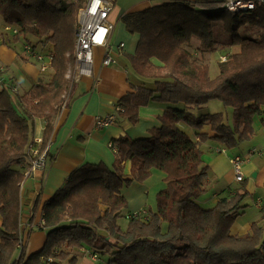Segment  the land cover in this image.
I'll return each instance as SVG.
<instances>
[{
    "label": "trees",
    "instance_id": "1",
    "mask_svg": "<svg viewBox=\"0 0 264 264\" xmlns=\"http://www.w3.org/2000/svg\"><path fill=\"white\" fill-rule=\"evenodd\" d=\"M87 2L0 0L4 27L16 30H0L5 44L23 42L52 60L51 78L34 82L26 93L0 81V264H76L79 250L100 264H264V204L262 219L247 234L231 233L251 196L247 179L213 207L199 203L209 177L202 145L214 141L235 150L256 135V119L264 126V8L233 14L218 0H166L122 17L126 30L139 35L136 53L129 56L132 66L155 84L136 86L117 108L133 125L140 122L141 108H165L147 135L114 140V168L86 163L69 175L44 206L43 249L16 258L31 125L42 118L48 139L66 94V107L72 101L79 13ZM193 38L200 39L203 55L218 47L237 49L219 62L216 78L188 49ZM212 100L231 108L232 122L223 112L200 114ZM127 161L129 177L123 174ZM154 169L166 174L157 210H148L146 219L131 218L123 231L118 220L128 203L122 190L145 182Z\"/></svg>",
    "mask_w": 264,
    "mask_h": 264
},
{
    "label": "crops",
    "instance_id": "2",
    "mask_svg": "<svg viewBox=\"0 0 264 264\" xmlns=\"http://www.w3.org/2000/svg\"><path fill=\"white\" fill-rule=\"evenodd\" d=\"M113 1L114 11L110 15V22L114 29L110 42L116 63L104 66L105 50L102 48L95 50L94 76L72 81V101L69 107L61 109L54 120L51 135L48 139L45 138L49 146L47 167L31 173L22 184L20 227L26 243L23 255L22 252L19 255L25 259L43 249L47 239V231L41 228L44 206L66 185L69 175L86 163H105L114 168L117 164L116 150L112 148L114 140L126 136L147 135L148 129L155 123L156 116L165 108L161 104H150L146 109H141L138 124L150 123V126L142 131L134 129L138 124L133 125L118 111L117 104L122 97L132 92L133 88L141 85L154 87L155 84V80L143 78L134 70L129 56L136 53L139 35L130 34L122 22L125 14L147 9L153 3L151 0H140L130 5L125 0ZM118 21L121 25L116 28ZM121 43L125 45L123 50L118 48ZM18 46L19 44H9L0 47V80L5 79L6 82L21 88V83H28L27 79L30 82H37L45 74L40 73L36 63L25 60L23 50L19 52ZM49 78L51 77L48 76ZM112 115L117 117L116 124L102 129L97 126L98 118L104 119ZM255 125L256 135L227 154L219 153L218 150L225 147L214 141H207L202 145L203 150L206 149L203 158L209 166V177L208 193L199 203L206 208L213 207L220 197L233 194L232 189L239 185L233 176L231 157L235 154L249 153L252 149L257 150L244 165V172L245 179L248 180L247 190L251 196H258L255 208L259 214L245 223H236V220L231 233L238 236L247 234L252 222L260 220L263 215L261 207L264 204V196L260 195L264 193V126L259 119H256ZM32 126L30 142L34 138L45 137V123L42 118L34 119ZM181 128L189 136H193L194 132L190 127L181 125ZM123 171L125 177H129L130 161L124 164ZM165 178L164 172L154 169L145 182L134 181L130 186L124 187L122 193L128 202V213L140 212L148 206L156 211L157 195L166 187ZM118 223L123 231L127 230L128 225L123 226L120 221ZM74 254L77 257L76 264H100L95 256L84 250L76 251ZM63 264H69V261Z\"/></svg>",
    "mask_w": 264,
    "mask_h": 264
},
{
    "label": "built area",
    "instance_id": "3",
    "mask_svg": "<svg viewBox=\"0 0 264 264\" xmlns=\"http://www.w3.org/2000/svg\"><path fill=\"white\" fill-rule=\"evenodd\" d=\"M222 3L225 10L233 14H243L250 11H255L261 7L264 8V0H218ZM114 11L113 0H88L85 7L79 13V28L76 35L75 44V71L73 80L82 79L83 77H93L94 55L95 50L102 48L105 50L103 58L104 66H111L116 63L112 54V45L110 42L111 34L114 25L110 22V15ZM4 32L16 34V30L12 27L5 26ZM5 40L0 38V47L5 46ZM118 48L123 50V43L118 45ZM24 50L26 55L38 64L40 72L47 74L52 69V60L50 57L37 52L30 45H25ZM221 61H226L222 57ZM67 78H71L70 74ZM4 79L0 80L3 81ZM17 92V87L13 88ZM62 108H65L69 99V94L64 98ZM118 111L122 110L118 108ZM117 123L116 115L106 118H98L97 126L102 129L112 126ZM112 148L114 145L112 144ZM115 149V148H114ZM219 153H226L225 149L218 150ZM257 153L256 149L249 151L246 155L237 154L231 157V167L235 180L240 183L245 180L244 165L250 161L251 157ZM29 166L26 171V178L34 171L45 169L49 159L48 141L43 137L34 138L28 146ZM148 216L147 210H142L127 216L131 218H144ZM45 225L44 215L41 221V228ZM24 232L20 227L17 249L22 252L26 243ZM23 255V252H22ZM44 262H46L44 260ZM52 262V259L47 261Z\"/></svg>",
    "mask_w": 264,
    "mask_h": 264
},
{
    "label": "rangeland",
    "instance_id": "4",
    "mask_svg": "<svg viewBox=\"0 0 264 264\" xmlns=\"http://www.w3.org/2000/svg\"><path fill=\"white\" fill-rule=\"evenodd\" d=\"M125 1H127V3L128 4H133V3H135L136 1H140V0H125ZM151 2L153 3V4H160V3H162V2H164V0H151ZM119 25H121V23H120V21H118V24H117V26H116V28H118L119 27ZM215 28L216 29H218L219 30V28L217 27V26H215ZM0 30L1 31H4V22H3V18L0 16ZM22 43V44H21ZM20 44H19V46H18V51L19 52H22V50H23V54H24V56H27L26 55V52H25V50H24V44H23V42H21ZM200 46H201V41H200V39H198V38H193V40H192V45H191V47H189L188 48V46H187V48L190 50V52L192 53V55L194 56V58H198L199 60H203L204 62H206L208 65H209V67H210V74H211V76H212V78H216L218 75H219V67H218V65H219V62H221V60H222V57H224V56H227L229 53H231V52H234V51H236L237 49H222L221 47H218V50L217 51H215V52H207V53H205L204 55L198 50L199 48H200ZM30 62H32V61H30ZM203 62V63H204ZM35 63V62H34ZM37 64V63H36ZM38 65V64H37ZM71 69H74V66H73V68H71ZM40 71V70H39ZM50 71H52V70H50ZM50 71H48V73L50 72ZM70 72V71H69ZM42 75H44V73H42V72H40ZM52 75V73H50V74H45L44 76H42V78H44V79H48V76H51ZM27 81H28V83H21L22 84V86H21V93H26L27 92V89L29 88V87H31L32 85H33V81H29L28 79H27ZM19 85V84H18ZM20 86V85H19ZM22 88H24V89H22ZM29 90V89H28ZM15 97H18L17 95H14ZM147 107H143V108H141V109H146ZM204 110L203 111H201L200 112V114H206V113H217V112H223V113H225V114H227V118H228V120H230V122H232L233 121V119H232V113H231V108H229V107H226V106H224V104L220 101V100H212V101H210L204 108H203ZM141 111V110H140ZM196 112V114H199V111H195ZM158 116V115H157ZM157 116H156V119H155V123H154V125L156 124V120H157ZM141 119V118H140ZM148 126H150V123L149 122H144V123H142L141 125H136V126H134V129H141V131H142V129H144L145 127H148ZM257 127V126H256ZM32 128H33V126L31 125V129H30V138L32 137ZM149 130V129H148ZM258 130V129H257ZM135 131V130H134ZM145 135V134H144ZM192 136V135H191ZM130 137H132V138H136L135 136H130ZM227 152L225 153V154H227V153H229L230 152V150H228L227 148H224ZM202 150H203V148H202ZM253 150V149H252ZM229 151V152H228ZM203 152L204 153H206V149H205V151L203 150ZM208 153V152H207ZM232 153V152H231ZM246 154H248V153H246ZM246 154H242V155H246ZM111 167V166H110ZM234 176V175H233ZM235 178V177H234ZM236 181V180H235ZM139 183H141V182H139ZM236 183H238L237 181H236ZM239 184V183H238ZM130 186V185H129ZM126 187V186H125ZM213 187V186H212ZM159 194V193H158ZM158 196V195H157ZM260 196H264V193L263 194H261ZM257 197L258 196H249L246 200H245V204L247 205V207H246V211H245V213L244 214H242V215H240L239 217H238V219H237V222L236 223H245V222H248V221H250L253 217H254V215H257V214H259V212L257 211V209L255 208V202H256V200H257ZM128 203V202H127ZM128 206H127V208L125 209V211H123V214H122V217H120V219L118 220V222L120 221L121 222V224L123 225V226H125V225H128L129 226V223H130V220L129 219H127V216L128 215H130V214H133L132 212L131 213H128ZM145 210H150V206H148ZM262 217H263V215H262ZM255 219V218H254ZM262 219V218H261ZM260 219V220H261ZM260 220H258V221H260ZM258 221H254V222H258ZM254 222H252V223H254ZM119 224V223H118ZM19 253H21L19 250H17V253H16V258H20V257H22V256H20L19 255Z\"/></svg>",
    "mask_w": 264,
    "mask_h": 264
}]
</instances>
